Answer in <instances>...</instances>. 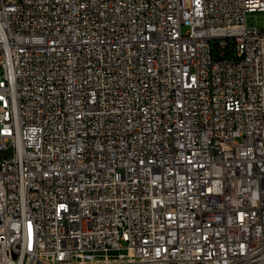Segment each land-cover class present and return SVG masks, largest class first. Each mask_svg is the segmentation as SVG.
Masks as SVG:
<instances>
[{"label":"built area","instance_id":"2783aa9c","mask_svg":"<svg viewBox=\"0 0 264 264\" xmlns=\"http://www.w3.org/2000/svg\"><path fill=\"white\" fill-rule=\"evenodd\" d=\"M256 12L0 0V264H264Z\"/></svg>","mask_w":264,"mask_h":264},{"label":"rangeland","instance_id":"374dc122","mask_svg":"<svg viewBox=\"0 0 264 264\" xmlns=\"http://www.w3.org/2000/svg\"><path fill=\"white\" fill-rule=\"evenodd\" d=\"M248 24L249 26H259L261 28L264 27V14L261 12H256L253 14H250L247 18ZM125 250H114V251H110V255L111 256H116L120 253H124Z\"/></svg>","mask_w":264,"mask_h":264}]
</instances>
